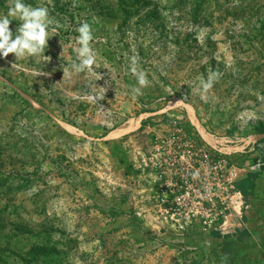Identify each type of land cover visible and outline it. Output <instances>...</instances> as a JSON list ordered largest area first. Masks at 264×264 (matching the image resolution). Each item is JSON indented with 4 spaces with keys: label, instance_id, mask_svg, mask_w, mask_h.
Returning a JSON list of instances; mask_svg holds the SVG:
<instances>
[{
    "label": "rangeland",
    "instance_id": "rangeland-1",
    "mask_svg": "<svg viewBox=\"0 0 264 264\" xmlns=\"http://www.w3.org/2000/svg\"><path fill=\"white\" fill-rule=\"evenodd\" d=\"M23 2L48 7L62 27L39 56H0V264H264L252 213L234 240L182 242L154 225L139 176L169 114L209 140L257 132L264 0ZM7 11L0 0V16ZM9 19L15 35L21 21ZM83 21L98 66L63 78ZM132 55L150 82L136 98ZM210 71L220 75L202 98Z\"/></svg>",
    "mask_w": 264,
    "mask_h": 264
},
{
    "label": "built area",
    "instance_id": "built-area-1",
    "mask_svg": "<svg viewBox=\"0 0 264 264\" xmlns=\"http://www.w3.org/2000/svg\"><path fill=\"white\" fill-rule=\"evenodd\" d=\"M163 125L140 159L142 187L136 182L146 189L147 204L143 203L154 215V225L176 232L182 242L198 233L238 236L248 208L238 185L243 162L250 157V171L264 169L260 133L244 138L209 134L213 138L209 140L181 112L169 114ZM194 173L198 178H193Z\"/></svg>",
    "mask_w": 264,
    "mask_h": 264
},
{
    "label": "clouds",
    "instance_id": "clouds-1",
    "mask_svg": "<svg viewBox=\"0 0 264 264\" xmlns=\"http://www.w3.org/2000/svg\"><path fill=\"white\" fill-rule=\"evenodd\" d=\"M7 3V14L0 16V56L7 58L10 54H14L17 61L26 56L43 54L45 47L48 46L50 30L52 33L57 32L62 27L60 22L50 16L48 7L32 6L25 4L23 0H7ZM9 17L21 21L15 35L10 28L12 20ZM77 32L79 33L76 37L77 46L74 48L76 60L70 64V67L63 66V78L70 79L74 74L82 72L92 73L94 65L98 66L97 55L92 47L94 37L91 25L83 21ZM196 38L199 40L200 36ZM126 58L129 61V71L137 80V85L131 88L132 96L136 98L150 82L147 73L139 67L138 56L132 55ZM12 66L14 67L15 63ZM219 75L218 71H210L207 80H200L199 90L202 98L213 87ZM98 98L103 99L102 96ZM193 178H198V173H194Z\"/></svg>",
    "mask_w": 264,
    "mask_h": 264
},
{
    "label": "crops",
    "instance_id": "crops-1",
    "mask_svg": "<svg viewBox=\"0 0 264 264\" xmlns=\"http://www.w3.org/2000/svg\"><path fill=\"white\" fill-rule=\"evenodd\" d=\"M201 130H203V128H201ZM260 137L262 138V140H264V134H260ZM250 164H251V161H249V159L243 162V166H245V171L240 181L243 178H245L250 172H253L249 170ZM255 173H258L259 178L256 181V187L254 189V194L245 195L249 198V201H248L249 204L247 205H248V208L250 209L248 211H245L244 216L246 214V216L250 218L251 217L250 213L253 214L252 226H253L254 238L255 240L259 239V243H261L262 239H264V169L260 172L256 171ZM145 191L146 189L144 188L140 194L146 193ZM244 226L245 228L249 229L248 225H246V222H244ZM244 231L245 230H243V232ZM209 236H211V238L215 241H219L220 239L225 238V237H222V235H221V238L214 237L212 234H210ZM226 238H228L229 240L235 239L230 236Z\"/></svg>",
    "mask_w": 264,
    "mask_h": 264
},
{
    "label": "trees",
    "instance_id": "trees-1",
    "mask_svg": "<svg viewBox=\"0 0 264 264\" xmlns=\"http://www.w3.org/2000/svg\"><path fill=\"white\" fill-rule=\"evenodd\" d=\"M125 11V10H123ZM255 128L258 133L264 134V121L259 122L255 125ZM259 175L255 172H250L245 178H243L239 183V188H241L245 195L254 194V189L256 187V181L258 180ZM214 237L221 238L220 233L214 232L212 233Z\"/></svg>",
    "mask_w": 264,
    "mask_h": 264
},
{
    "label": "bare ground",
    "instance_id": "bare-ground-1",
    "mask_svg": "<svg viewBox=\"0 0 264 264\" xmlns=\"http://www.w3.org/2000/svg\"><path fill=\"white\" fill-rule=\"evenodd\" d=\"M209 137V136H208Z\"/></svg>",
    "mask_w": 264,
    "mask_h": 264
}]
</instances>
